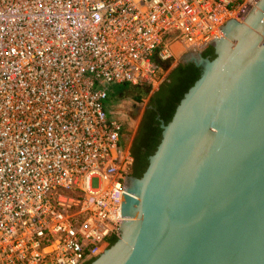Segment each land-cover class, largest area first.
Masks as SVG:
<instances>
[{
  "label": "built area",
  "instance_id": "obj_1",
  "mask_svg": "<svg viewBox=\"0 0 264 264\" xmlns=\"http://www.w3.org/2000/svg\"><path fill=\"white\" fill-rule=\"evenodd\" d=\"M259 1L0 0V264H88L120 237L109 86L160 84Z\"/></svg>",
  "mask_w": 264,
  "mask_h": 264
},
{
  "label": "water",
  "instance_id": "obj_2",
  "mask_svg": "<svg viewBox=\"0 0 264 264\" xmlns=\"http://www.w3.org/2000/svg\"><path fill=\"white\" fill-rule=\"evenodd\" d=\"M220 28L214 58L179 59L202 73L130 189L124 175L120 237L89 264H264V0Z\"/></svg>",
  "mask_w": 264,
  "mask_h": 264
},
{
  "label": "trees",
  "instance_id": "obj_3",
  "mask_svg": "<svg viewBox=\"0 0 264 264\" xmlns=\"http://www.w3.org/2000/svg\"><path fill=\"white\" fill-rule=\"evenodd\" d=\"M203 55L209 58L215 57V48L214 46H208L202 51ZM161 63L164 67H168L171 64L169 60H161ZM202 73V68L197 67L194 63H178L174 67H172L167 75L166 80L160 85L158 91L156 92L157 98L153 99L157 100L158 112L161 113L162 118L165 120V123H168L176 110V107L180 100L182 99L185 92L193 85V83L200 77ZM118 84L112 85L110 94H114L115 96H122L125 92L132 90L137 92H147V85H130L124 89L123 91L118 90ZM145 95V94H144ZM140 96V95H137ZM140 99V98H139ZM162 130V129H161ZM160 138L155 141V144L149 151L150 155L154 153L157 148V145L160 142L161 134H159ZM147 164L142 172H140V176L144 173L147 168ZM117 238H112L110 240V245L117 241ZM94 260V259H93ZM91 260L90 262H92ZM89 262V263H90ZM88 263V264H89Z\"/></svg>",
  "mask_w": 264,
  "mask_h": 264
},
{
  "label": "flooded vegetation",
  "instance_id": "obj_4",
  "mask_svg": "<svg viewBox=\"0 0 264 264\" xmlns=\"http://www.w3.org/2000/svg\"><path fill=\"white\" fill-rule=\"evenodd\" d=\"M155 98H157V94L149 99L137 122L130 115L124 118L121 137L125 133H130L131 139L128 144H125L123 138L122 141L130 148L134 157L131 174L127 181L129 189L134 184L135 179L141 177L139 173L143 171L146 164H149V151L155 144V141L160 138L159 134L162 136L161 125L165 120L162 118L161 113L158 112L157 100H153ZM128 129L129 131H127Z\"/></svg>",
  "mask_w": 264,
  "mask_h": 264
},
{
  "label": "crops",
  "instance_id": "obj_5",
  "mask_svg": "<svg viewBox=\"0 0 264 264\" xmlns=\"http://www.w3.org/2000/svg\"><path fill=\"white\" fill-rule=\"evenodd\" d=\"M112 86V85H111ZM145 92H135L132 90H129L125 92L122 96H115L110 94L108 100H107V110L110 116L117 115L121 118H126L129 114H133L138 112V105L140 104L139 101H141L144 97ZM140 95V96H137ZM140 98V99H139ZM114 99L113 104V111H111L109 106V100ZM141 112V108H140Z\"/></svg>",
  "mask_w": 264,
  "mask_h": 264
},
{
  "label": "rangeland",
  "instance_id": "obj_6",
  "mask_svg": "<svg viewBox=\"0 0 264 264\" xmlns=\"http://www.w3.org/2000/svg\"><path fill=\"white\" fill-rule=\"evenodd\" d=\"M180 63V62H179ZM178 64V63H177ZM168 75V74H167ZM167 78V76L162 80V82L165 80ZM162 82L160 83V84H157L156 86H154V87H148V91L145 93V95H144V97H143V99L141 100V101H139V105H140V108H141V112H140V114L141 113H143V111H144V109H145V105L147 104V102H148V100L150 99V97H151V95L156 91V89L162 84ZM118 88V90H120V91H123L124 89H126L127 87H128V84L127 83H122V84H118V86H117ZM109 92L111 91V87L109 86ZM112 95H114L113 93H112ZM109 106H110V110L111 111H113V104H114V99H110L109 100ZM140 114H139V116L137 117V118H135V121L137 122L138 120H139V117H140ZM113 116H115V117H117V115H114L113 114ZM119 117V116H118ZM134 118V117H133ZM127 131H129V129L127 130ZM97 185V181L95 180L94 181V186H96ZM109 247V246H108ZM96 257H94L93 259H95ZM93 259H91V260H93Z\"/></svg>",
  "mask_w": 264,
  "mask_h": 264
},
{
  "label": "bare ground",
  "instance_id": "obj_7",
  "mask_svg": "<svg viewBox=\"0 0 264 264\" xmlns=\"http://www.w3.org/2000/svg\"><path fill=\"white\" fill-rule=\"evenodd\" d=\"M247 16H248V14H247ZM247 16H245V17H244L242 20H240L239 22H243Z\"/></svg>",
  "mask_w": 264,
  "mask_h": 264
}]
</instances>
